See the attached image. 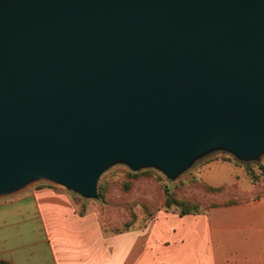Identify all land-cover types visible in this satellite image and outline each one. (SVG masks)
<instances>
[{
    "label": "water",
    "instance_id": "water-1",
    "mask_svg": "<svg viewBox=\"0 0 264 264\" xmlns=\"http://www.w3.org/2000/svg\"><path fill=\"white\" fill-rule=\"evenodd\" d=\"M217 153L264 157V0H0V199Z\"/></svg>",
    "mask_w": 264,
    "mask_h": 264
},
{
    "label": "crops",
    "instance_id": "crops-1",
    "mask_svg": "<svg viewBox=\"0 0 264 264\" xmlns=\"http://www.w3.org/2000/svg\"><path fill=\"white\" fill-rule=\"evenodd\" d=\"M75 196L46 185L0 199V262L264 264V197L199 215L163 210L112 234L97 209L88 205L83 212Z\"/></svg>",
    "mask_w": 264,
    "mask_h": 264
},
{
    "label": "rangeland",
    "instance_id": "rangeland-1",
    "mask_svg": "<svg viewBox=\"0 0 264 264\" xmlns=\"http://www.w3.org/2000/svg\"><path fill=\"white\" fill-rule=\"evenodd\" d=\"M262 167H264V157L258 163H242L226 153H217L198 162L193 168L183 174L179 180L175 182L169 181L164 175L156 170H145L138 173L154 171L162 176L164 178V182L167 183L168 186L177 194L197 197L199 199L205 198L206 195L200 187L191 183L192 180H201L209 185L211 184L208 181L223 184L221 186L232 185L236 188H234L235 190L233 192L228 193L226 197H235L237 201L245 202L264 195V173L263 169H261ZM247 168H252L256 172L259 178L258 182L254 183L251 180V177L248 175ZM124 171L134 173L123 165H116L102 176L99 183L100 194L102 182L105 179L109 182V201L107 207L103 209V218H106L108 225L112 222L115 227L118 224L123 223L127 218L125 213V206L127 204L142 201L147 204L148 209H154L155 206H159L164 200L160 184L153 178L149 177L137 179L133 191L129 194L125 193L123 191V183L125 182ZM46 185L50 184H36L37 187ZM75 198L77 199V203L82 206L83 209L89 205L95 207L99 213L102 206L101 198L99 200H85L78 195H76ZM163 210L173 211L161 209L158 212ZM156 214H154V216ZM146 215V212L140 214L141 219L137 226L146 223L154 217Z\"/></svg>",
    "mask_w": 264,
    "mask_h": 264
},
{
    "label": "trees",
    "instance_id": "trees-1",
    "mask_svg": "<svg viewBox=\"0 0 264 264\" xmlns=\"http://www.w3.org/2000/svg\"><path fill=\"white\" fill-rule=\"evenodd\" d=\"M261 169H263L264 173V167H262ZM247 170L248 175L251 177V180L254 183L258 182L259 178L256 172L252 168H247ZM124 174L125 182L123 183V191L125 193L129 194L133 191L137 179L149 177L153 178L160 184L161 189L163 191L164 200L159 206H155L154 209H148L147 204L142 201L129 203L125 206V213L127 215V218L124 220V222L118 224L116 227L112 222H110V224L108 225L106 218H103V209L107 207L109 201L108 195L110 185L109 182L105 179L100 187V198L102 206L99 211V214L101 226L106 233L119 234L136 228L137 225L140 223V214L143 212H146V216L150 217L154 216V214H156L161 209L173 210L177 212L180 216L199 215L205 214L214 208L248 203L252 200H257L264 197V195H261L245 202H239L235 197H226L228 193H231L235 190V186L230 185L215 187L201 180H192L191 183L200 187V189H202L203 193L206 195L205 198L199 199L197 197L177 194L174 190H172V188L168 186L167 183L164 182V178L154 171H147L142 173H130L128 171H124ZM0 264L7 263L0 262Z\"/></svg>",
    "mask_w": 264,
    "mask_h": 264
}]
</instances>
